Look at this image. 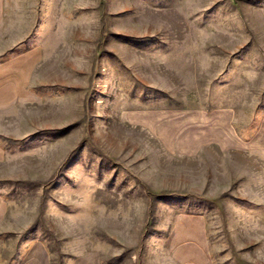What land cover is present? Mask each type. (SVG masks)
<instances>
[{"label": "rangeland", "instance_id": "rangeland-1", "mask_svg": "<svg viewBox=\"0 0 264 264\" xmlns=\"http://www.w3.org/2000/svg\"><path fill=\"white\" fill-rule=\"evenodd\" d=\"M210 105L258 141L164 188L127 119ZM263 129L264 0H0V264H264Z\"/></svg>", "mask_w": 264, "mask_h": 264}, {"label": "crops", "instance_id": "crops-1", "mask_svg": "<svg viewBox=\"0 0 264 264\" xmlns=\"http://www.w3.org/2000/svg\"><path fill=\"white\" fill-rule=\"evenodd\" d=\"M236 110L232 105L139 109L131 114L133 118H128L127 122L158 142L160 156L168 160L176 159L186 165V170L180 172L177 177H164L163 182L172 185L164 188L187 190L188 187L183 185L196 181L192 176L188 177L187 166L201 164L208 147L216 146L221 150L240 149L258 141L259 126L254 128V133L251 131L250 137H245L238 131L235 125ZM262 134L264 135V129ZM1 161L0 151V163ZM190 173L199 176L198 183L210 182L208 171L203 166ZM204 188L201 186L198 189Z\"/></svg>", "mask_w": 264, "mask_h": 264}]
</instances>
